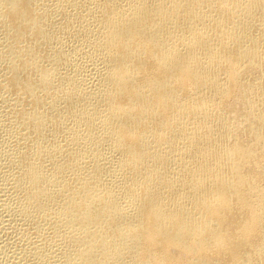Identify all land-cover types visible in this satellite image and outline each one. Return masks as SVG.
<instances>
[{
  "label": "bare ground",
  "instance_id": "1",
  "mask_svg": "<svg viewBox=\"0 0 264 264\" xmlns=\"http://www.w3.org/2000/svg\"><path fill=\"white\" fill-rule=\"evenodd\" d=\"M0 264H264V0H0Z\"/></svg>",
  "mask_w": 264,
  "mask_h": 264
}]
</instances>
